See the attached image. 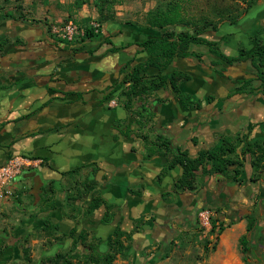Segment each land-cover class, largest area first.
Here are the masks:
<instances>
[{"label": "crops", "instance_id": "0c3cea01", "mask_svg": "<svg viewBox=\"0 0 264 264\" xmlns=\"http://www.w3.org/2000/svg\"><path fill=\"white\" fill-rule=\"evenodd\" d=\"M86 6L77 13L86 15ZM239 23L211 38L225 55L264 45L261 2ZM119 27L104 28L119 39ZM100 41L72 50L29 19L0 22V165L33 157L0 201V264H57L58 255L71 264H244L239 240L247 216L264 212V167L256 171L247 156L235 180L233 166L216 172L205 163L192 187L181 188L182 167L170 162L174 152L194 157L222 140L238 154L240 138L264 143V66L207 52L178 58L171 71L188 76L177 82L180 92L168 84L139 97L137 114L118 121L126 110L105 104L109 76L88 74L109 44ZM203 208L217 218L208 233L197 220ZM116 231L117 252L106 243ZM253 242H264V215Z\"/></svg>", "mask_w": 264, "mask_h": 264}, {"label": "rangeland", "instance_id": "374dc122", "mask_svg": "<svg viewBox=\"0 0 264 264\" xmlns=\"http://www.w3.org/2000/svg\"><path fill=\"white\" fill-rule=\"evenodd\" d=\"M89 1L85 7L84 13L86 15L84 16L77 13L80 10L76 9L70 0H0V14L5 11L10 12L14 18H17L21 14L32 22L41 24L46 36L65 48L70 47L72 44H79L80 39L84 37L86 29H91L97 33L106 25H109L112 31L116 32L115 28L120 26L119 39L112 36L110 38L113 42L112 46L110 44L100 46L98 50L99 61L93 62L91 60L89 62L90 65H88V74L98 71L101 74L103 73L104 76H109L112 81L109 86L103 89L104 101L106 105L110 104L126 110V116L118 119V121H126L129 116L137 114L135 111V100L139 97L147 98L148 95L154 92L129 93V85L122 81L125 72L136 62L145 58V53L141 51V48L136 43L147 35L158 33L156 29L150 28L147 25L146 14L149 10L157 7L162 9L168 3L174 2L178 6V12L182 20L192 21L193 27L197 29H200L202 25L206 26L203 36L208 40H212L211 38L215 36L216 31L220 28H235L238 27L237 25H241L239 22L243 16L246 15L248 10L255 8L259 2H261V8L264 10V0H255V3L251 6H248L249 0H120L111 8V12L108 13L109 17L102 21L99 19L91 0ZM3 20L1 19L0 22ZM68 24L74 27V30L69 33V37L66 27ZM166 28L178 32L189 27L187 28L185 23L177 21ZM190 29L192 30V28ZM101 38L100 36L94 40L97 41ZM60 40H64L65 43L60 42ZM120 46L123 47L116 51H111L112 47L119 48ZM79 51L76 53L79 54ZM190 51L193 55L175 57L171 65L162 71V73L172 72L170 67L173 66V62H176L178 58L181 60L186 58L194 59L199 57L202 52L213 55L208 51V47L205 44H192ZM239 53L243 54V58H247L245 54L246 50H239ZM82 54L86 53L82 52ZM67 55H69L68 59H70V57L75 56V53L70 52ZM75 63L77 64L74 60L73 65ZM148 72L149 75H152L158 71L155 68H150ZM144 121L145 119L143 118L140 120V126L144 125ZM26 157L33 158L28 155ZM256 213L257 219L263 218V211L257 209ZM259 249L260 247L256 248V250ZM247 256V264H252L253 257L249 251L247 252Z\"/></svg>", "mask_w": 264, "mask_h": 264}, {"label": "trees", "instance_id": "16d2710c", "mask_svg": "<svg viewBox=\"0 0 264 264\" xmlns=\"http://www.w3.org/2000/svg\"><path fill=\"white\" fill-rule=\"evenodd\" d=\"M118 1L120 0H91V3L96 9L99 19L104 21L109 17L108 13L111 12V8ZM88 2L90 1L73 0V5L76 8H80L83 4ZM248 3V6H251L255 3V0H249ZM146 15L148 27L156 29L158 33L147 35L136 43L137 46L141 48V51L145 53V58L136 62L128 71L125 72L122 78L123 83H127L129 85V93L141 94L146 91H156L159 88L166 87L168 84L175 92H180L177 82L181 79H188V76L175 70L169 73H162V71L171 65L175 57L193 55L190 51V46L192 44H205L213 55L217 56L227 64H231L243 58V54L241 53L237 56H228L221 52L218 47L215 46V42L208 40L205 36H203L206 26L202 25L200 29H197L193 27L194 24L192 21L189 22L188 20H182L178 12V6L174 2L168 3L167 6L162 9L159 7L151 9ZM6 18L18 19L21 21L28 20L21 14L17 18H14L10 12H2L0 14V20ZM177 21L185 23L187 28H189L178 32L166 28ZM190 28H192V30ZM100 36L102 37L100 44L109 43L112 45L110 38L113 34L107 29H100L97 33L93 32L91 29H86L84 37L80 39V43L77 45H70V49L76 50L84 47L87 41L94 40ZM60 42L65 43L64 40H60ZM122 47L123 46H120L119 48L112 47L111 51H116ZM246 55L247 58H250L253 62H257L258 67L264 66V45L258 44L252 52ZM150 68H155L158 72L149 75L148 71ZM258 78L264 81L263 70L259 71ZM179 95L184 106L190 103L187 102V95ZM239 141L243 142L240 152L241 154H238L235 151L236 146H229L223 140L211 149L198 151L194 157L189 155L186 150L172 153L170 166L180 164L182 167V174L178 178L176 185L181 188H191L192 182L197 175V171L202 169V171L205 172V163L209 162L211 164L210 170L216 172H225L229 166H233L230 170L232 171L233 178L235 180L240 179L242 173L240 168L243 166L247 156L250 159V165L256 171H261L264 167V143L259 140L249 142L245 138H240ZM161 144L164 145L165 141H162ZM216 220L217 218L212 219V231L215 228ZM256 227L257 217L254 213H251L247 216L246 234H244L239 240L242 260L246 264L248 263V251L253 257L252 264H264V253L261 260L255 257L257 246L253 244L254 242L252 241L254 239ZM221 229L222 227L219 226L218 232ZM248 234L251 236L248 237ZM115 235H117L116 239L110 240L106 243L110 249L113 248L117 252L121 251L123 247L120 240L117 239L121 235V232L116 231ZM112 257L113 254H107L103 258L109 262ZM53 261L54 263L60 261V263L57 264H71V262L67 261L63 255L56 256Z\"/></svg>", "mask_w": 264, "mask_h": 264}, {"label": "built area", "instance_id": "2783aa9c", "mask_svg": "<svg viewBox=\"0 0 264 264\" xmlns=\"http://www.w3.org/2000/svg\"><path fill=\"white\" fill-rule=\"evenodd\" d=\"M67 35L74 30L73 25L68 24ZM67 37V36H66ZM29 164V158L22 155H16L8 159L5 163L0 165V201L3 200L7 194V187L21 171V168ZM214 218V211L209 208L200 209L197 212V220L202 232L208 233L212 229V219Z\"/></svg>", "mask_w": 264, "mask_h": 264}, {"label": "flooded vegetation", "instance_id": "af4514ba", "mask_svg": "<svg viewBox=\"0 0 264 264\" xmlns=\"http://www.w3.org/2000/svg\"><path fill=\"white\" fill-rule=\"evenodd\" d=\"M253 244H255L257 247L261 246V249L256 250V256H255L257 259L261 260V257H263V253H264V242L263 243L262 242L261 243L260 242L259 243H253Z\"/></svg>", "mask_w": 264, "mask_h": 264}]
</instances>
